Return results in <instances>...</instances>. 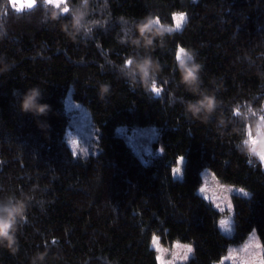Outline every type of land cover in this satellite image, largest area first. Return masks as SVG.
I'll return each mask as SVG.
<instances>
[{
    "label": "trees",
    "instance_id": "obj_1",
    "mask_svg": "<svg viewBox=\"0 0 264 264\" xmlns=\"http://www.w3.org/2000/svg\"><path fill=\"white\" fill-rule=\"evenodd\" d=\"M109 4L108 30H97L93 40L79 44L65 37L59 22L43 23L39 8L19 16L0 12V29L7 30L0 54L14 64L0 74V195L38 187L30 193L36 200L27 223L17 232L19 251L11 255L0 249V264H30L36 252L46 249V264H157L150 246L153 236L162 245L174 241L194 245L187 264H214L253 228L261 242L264 169L237 152L234 145L240 136L233 125L221 134L215 117L207 124L186 119L180 103L169 106L168 93L194 99L177 87L174 61L178 48H191L204 65L203 86L212 88V81L221 85V115L254 96L258 104L264 98V79L257 76L258 69L264 71V57L257 59L264 53V0H109ZM178 12L186 13L181 30L149 53L162 67L163 89L161 99L150 100L140 86L131 91L107 63L110 59L119 65L136 53L117 42V18L139 19L153 13L171 23ZM245 56L252 57L251 66ZM102 82L111 85L103 100L97 94ZM30 87L43 91L40 102L49 106L46 116L19 113L18 97ZM67 93L87 107L99 132L96 155L75 157L65 141ZM118 127H156L161 154L143 163L116 134ZM180 157L184 163L178 180L172 177V168ZM204 169L221 183L249 193L248 198H231V237L219 231V213L198 194ZM41 199L43 209L36 205Z\"/></svg>",
    "mask_w": 264,
    "mask_h": 264
},
{
    "label": "clouds",
    "instance_id": "obj_2",
    "mask_svg": "<svg viewBox=\"0 0 264 264\" xmlns=\"http://www.w3.org/2000/svg\"><path fill=\"white\" fill-rule=\"evenodd\" d=\"M192 2L196 3L198 0ZM36 8L41 11L43 23L59 22L60 30L65 37L77 44L93 40L97 30L107 31L112 23L109 0H0V12L5 14L13 12L19 16ZM117 23L120 25L117 42L135 49L136 53L125 58L119 65L110 59L107 60L109 67L115 69L131 91H135L136 87L140 86L150 100L161 99L163 89L160 86L159 73L162 67L159 60L149 53L157 45L163 47L167 39L177 34L180 27L177 23L161 22L153 13H148L139 19L120 16L117 18ZM6 35L7 30L0 29V40ZM197 55L191 48H181L174 54L175 72L179 76L177 87H182L194 99L185 100L184 97H177L174 92L169 91V106L180 103L184 108L186 119L204 124L211 123L215 117V126L221 134L228 125H233L232 130L240 136L239 141L234 145L237 152L253 166L264 169V98H261L257 104L254 96L246 104L232 105L227 110V116L221 115L220 113L224 112L223 102L218 99L221 85L212 81V88L203 86L201 73L204 65L197 60ZM261 57H264V53H261L257 59ZM244 59L251 66L252 57L245 56ZM12 67L14 64H10L7 58L0 54V74L10 71ZM257 76L264 79V71L258 69ZM164 83L167 84V81ZM110 89L109 83H100L97 90L98 98L105 99ZM42 98L43 91L39 87L27 88L18 97L19 113L33 117L46 116L49 106L40 102ZM37 126L42 129L45 127L40 123ZM252 128H255V132L251 131ZM37 190L38 187L33 185L29 192H20L19 195L16 192H9L0 195V249L8 251L11 255L19 251L17 232L27 223L28 210L36 200V197L30 193ZM2 191L3 189L0 188V192ZM36 205L43 209L44 200L41 199ZM253 230L259 235L257 229L253 228L243 239L232 245L236 250V258L230 264H260L261 258H264V238L261 239L259 248L256 245L250 248L244 247L247 236ZM48 251L46 249L43 252H36L30 258V264H46ZM194 253L195 246L189 244L183 253L181 264H187Z\"/></svg>",
    "mask_w": 264,
    "mask_h": 264
},
{
    "label": "rangeland",
    "instance_id": "obj_3",
    "mask_svg": "<svg viewBox=\"0 0 264 264\" xmlns=\"http://www.w3.org/2000/svg\"><path fill=\"white\" fill-rule=\"evenodd\" d=\"M184 16L185 13L178 12L173 14L171 23H179L180 29L183 26L186 16L183 19L179 17ZM176 17V19H174ZM181 49L178 48L177 51ZM176 51V52H177ZM64 110L68 116V124L65 130V141L75 157L85 158L89 155H96L98 153V137L99 132L91 121L90 113L86 106L73 102L70 93L64 98ZM116 134L125 139V142L133 152V154L147 164L153 157L161 154V148L158 146L159 132L156 127H142L127 130L125 127H118ZM184 160L182 157L178 158L175 166L172 168V177L180 180L182 178V168ZM179 170V171H177ZM201 184L198 189V194L208 202L218 213L219 219L217 227L219 231L231 237L233 234V206L231 198L234 195L248 198L249 193L240 188L231 185H225L218 181L213 174L208 170H202L200 174ZM204 189V191H201ZM217 205L219 207H217ZM221 221L224 223L221 224ZM260 244L255 230L247 236L244 247H254ZM188 243H181L174 241L168 245H162L156 236H153L150 242L151 248L155 252L156 262L157 256H161L167 264H181L183 260V253L188 246ZM179 246V247H177ZM159 249V251H158ZM236 250L231 246L228 247L223 257L214 264H221V261L229 262L227 257L229 254L235 255Z\"/></svg>",
    "mask_w": 264,
    "mask_h": 264
},
{
    "label": "snow or ice",
    "instance_id": "obj_4",
    "mask_svg": "<svg viewBox=\"0 0 264 264\" xmlns=\"http://www.w3.org/2000/svg\"><path fill=\"white\" fill-rule=\"evenodd\" d=\"M180 17H182V14H181ZM180 17H179V18H180ZM174 19H176V17H174ZM177 26L180 27L181 25H180L179 23H177ZM249 136H250V138H251V133H249ZM253 143H255V142L253 141ZM177 171H179V170H177ZM201 191H204V189H201ZM217 207H219V206L217 205ZM223 223H224V222L221 221V224H223ZM177 247H179V246H177ZM256 247L259 248V247H260V244H256ZM246 248H247V247H246ZM158 251H159V249H158ZM235 258H236V257H235L234 254H229V256L227 257V260L232 261V260H234ZM157 261L159 262V264H167V262L164 261V260L162 259L161 256H157ZM221 264H224V261H221ZM260 264H264V258H261V260H260Z\"/></svg>",
    "mask_w": 264,
    "mask_h": 264
}]
</instances>
